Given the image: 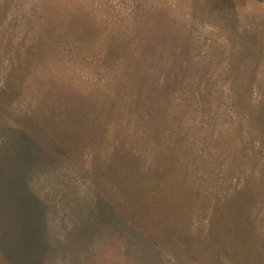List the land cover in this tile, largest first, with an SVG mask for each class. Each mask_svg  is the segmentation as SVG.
<instances>
[{
  "label": "rangeland",
  "instance_id": "1",
  "mask_svg": "<svg viewBox=\"0 0 264 264\" xmlns=\"http://www.w3.org/2000/svg\"><path fill=\"white\" fill-rule=\"evenodd\" d=\"M262 112L264 0H0V154L37 124L78 118L95 136L28 181L43 233L25 234L4 204L0 264H229L215 225L256 176L247 169L264 168ZM114 148L141 172L173 153L196 196L159 227L130 226L94 174ZM254 202L245 215L264 264V191Z\"/></svg>",
  "mask_w": 264,
  "mask_h": 264
},
{
  "label": "trees",
  "instance_id": "2",
  "mask_svg": "<svg viewBox=\"0 0 264 264\" xmlns=\"http://www.w3.org/2000/svg\"><path fill=\"white\" fill-rule=\"evenodd\" d=\"M256 115L262 118L264 124V112ZM34 126L36 127L22 129L23 143L20 147L16 141L9 144L5 142L1 145L5 154H0V223L4 221L2 207L12 201L16 208L15 216L23 218L25 234H34V231L43 233L44 225L43 215L35 205V198L31 197L27 189L28 181L34 179L35 174L44 169L43 167L75 159L80 147L85 148L87 144L95 141L94 131L78 118L65 125L51 124L49 128H43L38 124ZM259 133L264 140V128H259ZM262 144L264 145V142ZM11 150H15V159L19 166L9 170L7 157ZM110 153L107 169L98 170L102 167L99 163L93 168L94 174L102 177L113 193L105 188H99L98 193L111 209V213L127 221L130 226L145 232L146 228L159 227L171 219L175 210H180L179 207H182L190 196L192 199L196 196L191 188L183 186L178 178L172 162L175 159L173 153L166 158L163 171L156 168L161 161L160 153H156L153 158L156 167L149 168L146 172L139 169L138 155L122 153L117 148L112 149ZM251 170L252 175L256 174L255 177L251 176L253 180L243 184L242 192L231 195L229 201L224 203L223 210L218 212L215 236L220 248L217 253L222 249L221 259L225 257L224 260L227 259L229 264H257L258 261H263V257L254 249L255 243H259V240L252 231L245 213L248 205L251 209L256 197L264 191V186L260 182V178L264 179V168L247 169L249 173ZM7 172L8 175L5 176Z\"/></svg>",
  "mask_w": 264,
  "mask_h": 264
}]
</instances>
